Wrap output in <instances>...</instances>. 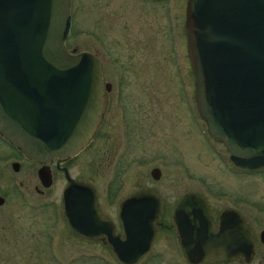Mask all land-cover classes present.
<instances>
[{"label": "water", "instance_id": "obj_1", "mask_svg": "<svg viewBox=\"0 0 264 264\" xmlns=\"http://www.w3.org/2000/svg\"><path fill=\"white\" fill-rule=\"evenodd\" d=\"M71 6V0H0V134L41 164L37 177L44 188L53 182L47 164L65 162L87 147L107 104L97 57L66 47ZM185 7L198 117L236 167L262 169L264 0H188ZM18 167L12 164L15 172ZM63 171V217L71 235L107 245L118 264L141 262L159 234L160 194L142 189L123 197L116 233L94 186ZM151 175L158 180L161 171L154 168ZM4 201L0 196V205ZM172 211L185 262L252 259L255 238L237 210L225 208L216 221L208 200L193 191L177 199Z\"/></svg>", "mask_w": 264, "mask_h": 264}, {"label": "rangeland", "instance_id": "obj_2", "mask_svg": "<svg viewBox=\"0 0 264 264\" xmlns=\"http://www.w3.org/2000/svg\"><path fill=\"white\" fill-rule=\"evenodd\" d=\"M71 2L66 47L96 54L110 80L123 76L129 130L125 134L116 119L107 123L101 136L65 164L69 175L95 185L105 214L114 220L123 195L149 189L162 196L163 222L170 225L173 204L194 191L215 211L235 206L255 232L263 229L264 169L239 173L230 153L210 138L198 117L186 48V0L158 5L141 0ZM14 160L0 158V196L5 199L0 205V264H118L106 245L71 235L63 217L62 173L55 172L50 188H44L36 167L22 161L15 172L10 165ZM153 167L161 171L158 180L151 177ZM35 186L44 192L39 194ZM173 239V232L161 230L155 251L165 259L146 264H171L167 258L178 253Z\"/></svg>", "mask_w": 264, "mask_h": 264}, {"label": "flooded vegetation", "instance_id": "obj_3", "mask_svg": "<svg viewBox=\"0 0 264 264\" xmlns=\"http://www.w3.org/2000/svg\"><path fill=\"white\" fill-rule=\"evenodd\" d=\"M141 1L142 2H149L151 4H157L158 5V4H163V3H165L166 1H169V0H141ZM187 1L188 0H186V3H187ZM101 45L103 47V54L106 56L108 51L106 50L105 45L102 42H101ZM97 59L100 62L99 57H97ZM100 66H101L102 82H103L102 88H103V90L105 92V100H106L107 104H106V109L104 111L103 119L100 122L101 124L98 126V129L94 133V136L92 137L91 140H95L99 136H101L102 132H104V129L106 128L105 125L107 123H109L110 121L111 122L114 121L115 119L117 121L119 120L120 122H122L121 123L122 124V129H123V132H125V134H127L128 130H129L128 110H127V102H126V99H125L126 98L125 97L126 94H125V91H124L123 76L121 74H119L118 76H116V79L113 78V79L110 80L108 72L106 71V69L102 68L101 62H100ZM0 149H4L6 151V153H0V158H6V159L13 158V159H16L14 161H11V163H10L11 168H12V164L13 163H19V167L18 168L20 170V163L22 161H27V162L29 161V163L32 164L33 167L37 168V170H36V177H37V171H38L39 167L41 166V164L39 162H36V161L30 159V158L25 157L22 153L19 152V150L17 148H15L1 134H0ZM69 160H67L65 162H59V164H58L57 163L58 159L55 158V159L51 160L47 164V167H49L50 170H51V176L53 177V182H54V178H55V176H54L55 172H61L62 175L64 176L63 168L66 167L68 169V167L65 164L67 162H69ZM234 167H236V166H234ZM154 168H157V167H153L152 169H154ZM236 169H237V171L239 173H242V174L243 173H247V172L253 174V172L255 173V172L262 171L264 169V167H263V169L255 170L253 172L247 171L246 169L242 170L239 167H236ZM19 170H18V172H19ZM68 171H69V169H68ZM159 171H160V169H159ZM151 177H152V175H151ZM74 179H76V178H74ZM38 180H39V178H38ZM76 180H78V179H76ZM83 181L89 183L86 180H83ZM89 184L93 185L91 182ZM93 186H94V188L96 190V195H98L97 188L95 187V185H93ZM35 189H36V192H38L39 194L44 192V190L41 189L38 186H35ZM134 191H136V190H134ZM134 191H132V192H134ZM132 192H130L128 194H132ZM128 194H126V195H128ZM126 195H123L122 198L125 197ZM122 198L117 202V204H118L117 210H118V207H119V202L122 200ZM161 198H162V196H161ZM98 202H99V195H98ZM162 202H163V211H164L165 202L163 201V198H162ZM99 205L101 206V210L104 211V209H103L102 205L100 204V202H99ZM225 208H231V209L237 210L239 212L240 216L244 220V224L251 229V234H252L253 238H255V248L256 249H255V252H254V255H253L252 259L250 261H247V262L244 259H237L235 261H230V262H227V263H224V262H221V261H217V262H208L207 264H254L257 261H258L257 264H264V241L262 240V238H260V234L264 230V228L261 229L258 232L257 231L255 232L254 228L252 227V224L250 222V219L247 218L246 215L243 214V212H242V210L240 208H237L235 206L234 207H225ZM172 209H173V207H172ZM172 209H171V211H172ZM224 209L219 211V212L215 211V209H212L213 210V216H214V219L216 221L218 220L217 217L219 216V214L221 212L224 211ZM104 213H105V211H104ZM116 214H117V211H116ZM172 214H173V211L171 213V219H170L171 224L170 225H167V224H165V222H163L164 221L163 220V214H162V217H161V219L159 221L161 223L160 226H159V231H158L159 234H160V231L163 230L164 228H167L168 231L170 230L171 232H173L174 239L172 241L173 242L172 245H173L174 248H176V251L178 252L176 254V256L168 257L167 261L169 263H171V264H189L188 262H185V259H184L183 255H182V253L180 252V249H179L180 248L179 247L180 242L178 241V239L176 237V232H174L173 227H172ZM105 215H107V214H105ZM107 216L111 219V221L114 224H116V233H120V227H119V224H118V214H117V217H116L117 219L116 220L112 219L109 215H107ZM155 242H156V240H155ZM98 243H101L102 245H105L102 242H98ZM106 247H107V245H106ZM155 247H156V243L154 244V246L150 250L149 254L141 262H139L138 264H146L148 262H154L156 260H161V259L164 260L165 258L163 257L162 253H160L159 251H155ZM107 249H108V247H107Z\"/></svg>", "mask_w": 264, "mask_h": 264}, {"label": "trees", "instance_id": "obj_4", "mask_svg": "<svg viewBox=\"0 0 264 264\" xmlns=\"http://www.w3.org/2000/svg\"><path fill=\"white\" fill-rule=\"evenodd\" d=\"M111 194H113V196H115V195H116V194H114V193H112V192H111ZM110 197H111V195H110Z\"/></svg>", "mask_w": 264, "mask_h": 264}]
</instances>
